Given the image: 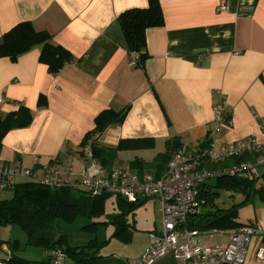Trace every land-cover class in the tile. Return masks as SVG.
Returning <instances> with one entry per match:
<instances>
[{
    "label": "crops",
    "instance_id": "crops-1",
    "mask_svg": "<svg viewBox=\"0 0 264 264\" xmlns=\"http://www.w3.org/2000/svg\"><path fill=\"white\" fill-rule=\"evenodd\" d=\"M158 1L164 23L146 31L149 59L142 71L128 66L117 17L128 9L146 8L147 0H0V38L15 25L30 22L73 58L56 76L39 63V48L15 62L0 59V98L5 101L1 116L22 106L32 117L29 126L2 139L0 166L29 170L40 179L52 169L62 180H79L86 166L82 139L94 129L96 116L111 110L125 112L123 121L97 140L104 149L120 147L111 167L158 179L168 164L158 161L167 143L178 140L179 151L191 156L213 129L212 108L220 98L232 127L215 135L214 149L249 138L264 146V0ZM228 161L213 164L220 165L213 170L232 167ZM242 177L264 183V169ZM158 213V225L148 233L159 231L160 206ZM237 216L239 227L257 225L264 231V202L257 198L245 203ZM211 230L218 229L199 231ZM232 230H218L222 233L204 242L226 244ZM148 245L147 238L141 255L129 261L98 251L93 264H128ZM261 245L264 234L253 239L245 264H258L253 254ZM46 252L16 255L39 262L47 261ZM9 257L7 246H2L0 262ZM172 261L166 256L155 264Z\"/></svg>",
    "mask_w": 264,
    "mask_h": 264
},
{
    "label": "trees",
    "instance_id": "trees-1",
    "mask_svg": "<svg viewBox=\"0 0 264 264\" xmlns=\"http://www.w3.org/2000/svg\"><path fill=\"white\" fill-rule=\"evenodd\" d=\"M163 23L164 19L158 0H147L146 8L128 9L117 17V24L127 53L138 55L135 69L143 71L145 63L149 59L146 52V31L160 28ZM34 48L40 49L38 61L47 68V72L51 76H56L66 65L73 63V58L68 51L61 46L52 44L51 36L46 32L36 31L30 22L19 23L1 36L0 59L7 58L15 62L18 57ZM44 105L40 98L38 107ZM124 117L125 112L118 114L111 110L101 112L94 119V129L83 137L80 144L81 149L90 144L94 159L106 171L112 168L115 154L120 147L116 150L104 149L98 146L97 140L108 127L121 123ZM31 120V113L22 106L15 113H10L5 117L1 116L0 147L2 139L8 132L29 126ZM206 145L205 140L201 147ZM180 147L178 140L169 141L165 153L160 155L158 161L160 160L162 164L168 162L171 154L179 151ZM80 155H82V151ZM246 159V155L241 158H232L226 165L235 166ZM218 167L220 165L203 164V168L208 170ZM214 179V185L204 183L200 189V196L205 200L203 208H209L210 211L190 217L188 228L191 230L238 228L239 224L236 223L238 210L245 203L255 198L264 202V183L260 184L255 179L242 176H224ZM218 190H228L240 194L243 201L229 209L214 211V198L218 196L216 192ZM1 192H10L11 198L0 200V230L17 226L26 235V246L41 248L44 251L61 249L73 264H93L98 259L96 255L99 244L89 243L82 247H71L68 245L66 236H56L54 223L57 220L73 223L77 217L89 220L98 218L103 213L104 201L108 196L91 197L84 192H77L68 188L56 190L30 182L12 184L10 189ZM117 199L119 201L118 205L123 209L121 215L109 217L108 221L105 222H94L84 228L113 225L115 229L112 237L129 234L130 225L127 224L126 213L132 212L146 201L129 204L119 197ZM4 245L7 246L10 257L7 261L0 262V264L47 263V261L32 262L18 257L16 253L21 250L18 241L5 242L0 238V250Z\"/></svg>",
    "mask_w": 264,
    "mask_h": 264
},
{
    "label": "built area",
    "instance_id": "built-area-1",
    "mask_svg": "<svg viewBox=\"0 0 264 264\" xmlns=\"http://www.w3.org/2000/svg\"><path fill=\"white\" fill-rule=\"evenodd\" d=\"M224 9L219 8L220 11ZM137 61V54H129L130 68H135ZM4 102L0 98V108ZM212 111L214 127L206 137L207 145L196 148L191 156L182 151L173 152L165 173L158 179L148 174L133 175L123 168L106 171L94 159L88 144L83 149L86 166L79 180H62L52 169L40 179L29 170L0 166V191L10 189L12 180L22 179L50 189L68 188L84 192L91 197L115 196L129 204L156 200L160 206V229L148 233V247L139 259L128 264H155L166 256H171L176 264H245L253 239L264 234L257 225L233 229L227 232L229 240L226 244L214 245L206 244L204 239H211L222 232H201L188 228L189 218L196 216L205 204L200 196L204 183L224 176H249L255 170L264 169V146L258 145L254 139L227 144L218 151L214 149L213 138L223 127H232V121L223 98L217 101ZM245 155L250 159L221 171L203 168L206 163L216 164ZM46 255V264H72L61 249L47 251ZM253 256L258 264H264V245L258 247Z\"/></svg>",
    "mask_w": 264,
    "mask_h": 264
},
{
    "label": "rangeland",
    "instance_id": "rangeland-1",
    "mask_svg": "<svg viewBox=\"0 0 264 264\" xmlns=\"http://www.w3.org/2000/svg\"><path fill=\"white\" fill-rule=\"evenodd\" d=\"M214 180L215 179H211L206 183L214 185ZM216 192L218 196L214 198V211L229 209L243 201V197L240 194H236L232 191L218 190ZM10 198V192L0 191V200ZM118 202L117 197L108 196L104 201L103 213L98 218L92 220L83 217H77L73 223L57 220L54 223L56 236H66L71 247H82L89 243L99 244V248L97 249L102 255H110L112 258H119L123 261H129L130 259L140 256L144 249L143 246L147 244L148 232L155 229L154 223L158 225L159 205L157 202L151 200L149 204L138 206L132 212L126 213L127 223L131 225V233L125 236L112 237L115 229L113 225L84 228L90 226L94 222H105L108 221L109 217L121 215L123 209L118 205ZM207 211H210V209L202 207L199 210V214L206 213ZM156 229L159 230V226ZM0 238L5 242L18 241L19 248H21V250L17 252L19 255L30 257L38 252L42 253L41 248L25 245L26 235L17 226L2 228L0 230ZM173 262L175 261H172V264H176ZM165 264L170 263L166 262Z\"/></svg>",
    "mask_w": 264,
    "mask_h": 264
}]
</instances>
